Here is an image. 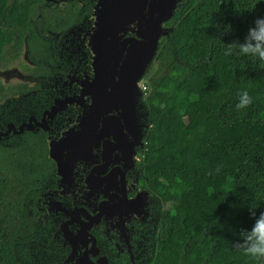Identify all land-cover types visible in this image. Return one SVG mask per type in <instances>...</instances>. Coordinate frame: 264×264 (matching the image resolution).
Listing matches in <instances>:
<instances>
[{"label": "trees", "instance_id": "1", "mask_svg": "<svg viewBox=\"0 0 264 264\" xmlns=\"http://www.w3.org/2000/svg\"><path fill=\"white\" fill-rule=\"evenodd\" d=\"M43 1L0 0V68L25 48L33 62L44 58L65 72L61 42L85 25L91 0L63 10L46 9ZM255 3L180 0L165 23L173 30L161 37L150 64L155 70L142 76L149 127L138 151V187L160 210L143 264H255L234 246L255 223L251 206L256 216L264 212V68L238 51L225 54L264 17V0ZM37 30L58 36L55 57ZM244 91L253 103L238 110ZM7 142H0V264H20L19 236L27 234L24 226L32 229L23 206L43 191L54 164L45 133Z\"/></svg>", "mask_w": 264, "mask_h": 264}, {"label": "water", "instance_id": "2", "mask_svg": "<svg viewBox=\"0 0 264 264\" xmlns=\"http://www.w3.org/2000/svg\"><path fill=\"white\" fill-rule=\"evenodd\" d=\"M179 2L91 0L85 25L69 29L61 42L59 53L66 63L65 77L55 73L41 78L44 102L40 90L36 98L25 96L6 104L8 114L18 126L11 121L7 131L0 128V138L11 130L18 135L27 131L35 133L37 129L45 131L47 157L55 163V174L60 176L63 188L75 191L79 198L75 205L79 229H75L85 242L79 264H93L87 256V237L92 236L87 226L102 217L119 219L121 212L117 209L130 205L136 209L134 203L145 208L139 199L153 200L159 206L149 191L144 189L128 198L127 190L135 188L139 176L135 157L144 146L143 138L149 127L148 111L138 83L149 70L161 37L169 36L173 30L165 23ZM22 50L27 57L26 49ZM62 78L66 81H61ZM20 115L22 120L18 121ZM95 190L101 191L102 203L97 213L84 220L87 211L81 205L96 204L97 197L93 202L88 201ZM39 201H43V192ZM143 212L141 219L146 225L144 234L150 247L144 250L146 256L142 262L152 255L153 231L160 210L159 214L150 213L148 217ZM68 223L65 221L61 227ZM101 260L106 264L104 256Z\"/></svg>", "mask_w": 264, "mask_h": 264}, {"label": "flooded vegetation", "instance_id": "3", "mask_svg": "<svg viewBox=\"0 0 264 264\" xmlns=\"http://www.w3.org/2000/svg\"><path fill=\"white\" fill-rule=\"evenodd\" d=\"M72 1L73 2L65 0H44L43 7L46 9L48 6L51 8L58 7L59 10H63L66 8V6L73 8L75 5L83 3L82 0ZM40 29L42 30V27ZM37 33L47 44V49L49 41V47L50 49L51 47L53 49L51 55L52 57H55V51H57L56 40L58 39V36H56L55 33L47 30L43 31V34L37 30ZM23 55L25 58L22 57ZM11 56L7 58L3 66H7V63L18 60L21 62L20 65L22 68L30 71L31 82H24L13 87H6L3 86L0 79V128L3 131L8 130L7 125L12 123L11 121L14 122L15 127L18 126L14 119L12 120L8 114V107L6 104L13 103L20 97L29 96L30 98H36L38 96L37 91H40L41 89L40 83L42 77L44 78L47 76H53L55 73H60L63 77L66 75L65 72L60 71L59 68L54 66V64L47 62V60L44 58H39L38 60H35L36 62H33L28 58V56L26 57L25 52H23L22 49ZM24 59H26V63H22V60ZM37 63H41L43 66L49 68L48 72L43 69V73H40L37 69ZM44 91L45 90L43 88V102L46 97ZM31 92L35 93L30 95ZM1 98L4 100H1ZM12 132L13 131L11 130L7 136L0 138V141H2L1 144H6L8 143L7 141L14 138H20L22 135ZM40 132L45 133V131L40 129H37L35 133L38 134ZM139 150L140 149L137 150V155L135 157L136 167L139 166ZM53 164L54 171L51 176L47 177L46 179L43 178V183L41 184L43 191L40 189L37 197L30 198L28 200V204H24L23 206V209L26 211V214L23 215V218L30 219L32 229L30 232L29 226H24V230L27 232V234L19 236L20 240L17 242V247L21 252V261L19 262L20 264H79V259H82L81 255L85 249V242L80 238L79 231L75 229V227L79 229V222L77 221V215L75 212V205H77L76 200L79 198H76L78 196L76 195L75 191H69V189L63 188L62 183L59 181L58 175L55 174V163L53 162ZM75 173H78V171ZM114 177L116 178L115 181L117 184L119 180V174L116 173ZM125 177V181L127 182L129 179L128 172L125 173ZM79 183L82 184V182ZM103 183L104 182L100 184L103 185ZM98 188H101V186H98ZM142 190L144 189L138 187L137 179L135 188H130L127 190V197L133 198L138 192ZM42 192L43 201L40 202L39 197ZM100 193L101 191L95 190L91 193L88 199L89 202H93L95 197H97V202L95 201V205L97 206L88 205L86 203L85 205H81V207L87 211V213L83 216L84 220L88 219V215H94L99 210L102 203L101 200H103L102 194ZM139 200L142 203V207L145 206L146 208L147 205V211L143 212L141 206L138 203H134L137 207L136 209L133 205L117 209L118 211L124 213L134 211L135 214L128 218L126 216L122 220V217H119V220L117 218L111 219L108 217H102L101 220L94 223L92 226H87L89 233L92 235L91 237L89 235L87 237V249H89L87 256L93 264H102L101 258L103 256L107 259L106 264H143L142 261L146 256L144 250L147 251L149 249L150 243L147 241V237H145L144 234L146 225L141 219V213L143 212L146 217H148V214L150 213L159 214V206H157L153 200L151 202L147 199L146 201L145 199ZM57 201L62 202L64 206H57ZM40 214L43 215V217H39ZM56 214L60 215L61 218ZM153 216L154 215L151 217ZM59 219H61V223H65V221L69 222L68 227L70 231H67L66 235L72 236L73 241L71 240V243L68 240V236H66V240L61 236V238L59 237L57 233L58 223L60 222Z\"/></svg>", "mask_w": 264, "mask_h": 264}, {"label": "clouds", "instance_id": "4", "mask_svg": "<svg viewBox=\"0 0 264 264\" xmlns=\"http://www.w3.org/2000/svg\"><path fill=\"white\" fill-rule=\"evenodd\" d=\"M234 51H238L241 56L251 58L253 62H259L260 68H264V17L255 20L243 43L228 44L225 54L232 55ZM239 95L240 100L236 105L238 110L252 105L253 99L247 91ZM250 214L255 218V223L251 229L241 231V239L234 247L255 264H264V212L256 216L255 207L251 206Z\"/></svg>", "mask_w": 264, "mask_h": 264}, {"label": "rangeland", "instance_id": "5", "mask_svg": "<svg viewBox=\"0 0 264 264\" xmlns=\"http://www.w3.org/2000/svg\"><path fill=\"white\" fill-rule=\"evenodd\" d=\"M22 57L25 58L24 55ZM20 63L21 62L16 60L14 62L9 63L7 65L8 68H6L4 70H0V79H1V83L3 84V86H6V87H11L12 86L13 87V86H16L19 83L31 82V80H30L31 79L30 71L25 70L24 68H22ZM22 63H26V59L22 60ZM99 68H101V64L98 66V69ZM154 70H155V66L152 69H149L150 73H152ZM146 80H147L146 77H143L141 79V82H143L145 84ZM61 81H66V79L62 78ZM141 82L138 83L139 87H140V83ZM55 83L58 84V82H55ZM59 84H61V82H59ZM43 88L44 87H43V84H42L40 90H43ZM34 93L35 92H31L30 95H32ZM9 96H7V97H9ZM21 98H23V97H20L19 99H21ZM1 100H4V99L1 98ZM16 119H18V121H21L22 120V116L20 115ZM2 121H4V120H2ZM238 153H239L240 156H245V152L241 148H238ZM58 178L60 179V176H58ZM60 183H62V182H60ZM56 205L57 206L58 205L61 206L60 202H58V201L56 202ZM52 206H51V208H52ZM144 210L147 211L146 208L143 207V211ZM134 214H135L134 211H129V212H126V213L121 212L120 216L122 217L121 219L123 220L126 216L128 218V217H130L131 215H134ZM56 215L60 217V215H58V214H56ZM39 217H43V215L40 214ZM41 219H43V218H41ZM59 221L60 222L58 223V229H57V233H58L59 237L61 236V237H63L66 240V236H68V240L71 243L73 241L72 236L71 235H66L67 231H70L69 227H68V224H66L67 227H66L65 224L63 225V227H61V224H62L61 223V219H59ZM72 224H73V222H72Z\"/></svg>", "mask_w": 264, "mask_h": 264}, {"label": "built area", "instance_id": "6", "mask_svg": "<svg viewBox=\"0 0 264 264\" xmlns=\"http://www.w3.org/2000/svg\"><path fill=\"white\" fill-rule=\"evenodd\" d=\"M139 82H141V80ZM140 89L141 91H145L147 89L146 85L143 82L140 83Z\"/></svg>", "mask_w": 264, "mask_h": 264}]
</instances>
